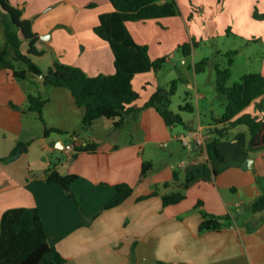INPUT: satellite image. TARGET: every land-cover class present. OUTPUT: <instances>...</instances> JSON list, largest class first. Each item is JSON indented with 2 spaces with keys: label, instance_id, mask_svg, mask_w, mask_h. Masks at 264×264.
Instances as JSON below:
<instances>
[{
  "label": "crops",
  "instance_id": "obj_1",
  "mask_svg": "<svg viewBox=\"0 0 264 264\" xmlns=\"http://www.w3.org/2000/svg\"><path fill=\"white\" fill-rule=\"evenodd\" d=\"M176 1L178 15L125 22L132 39L148 46L152 59L167 57L171 62L182 43L189 40L200 43L227 33L247 42L264 44V18H255L256 14H264V0ZM10 2L22 10L24 19L31 20L32 29L39 37L36 49L49 53L47 58L30 55L43 73L55 62L78 66L89 76L116 71V56L110 42L95 31L101 16L115 11L110 0ZM188 16L192 17L190 21ZM5 44L4 33L0 50ZM24 45L27 47L28 42L22 44V50ZM219 51L223 53L222 49ZM182 62L186 63V59ZM261 62L257 71L264 74V53ZM249 69L240 52L234 60L228 85L239 81ZM137 76L140 74H135L133 86L140 97L132 105L140 108L158 87L144 86L145 91H141L140 84L135 83ZM145 76L146 83H151L148 73ZM37 79L39 84L31 83L28 89L23 80L0 67V235L2 216L7 210L37 208L49 242L68 259L67 264H132L133 259L136 264H264V210L251 213L246 210L264 192V182L259 181L264 179V149L248 150L249 132L245 125L236 126L228 137L215 142L221 160H217L214 146L215 158L210 145L213 136L207 133L201 144L196 143L193 151H187V156L177 154L179 149L173 143L179 142L184 133L172 134V124L155 107L129 114L122 127H116L111 119L99 118L91 128L102 126L108 131L107 136L95 130L87 135L82 129L83 109H77L80 107L71 91L55 87L52 95L45 97V87ZM188 83L194 87L192 82ZM28 91L41 92L48 99L46 106L57 100V120L48 124L50 127L67 129V123L76 120L75 142L45 134L38 115L25 111ZM198 96L206 97L200 92ZM221 100L225 103L223 96ZM262 100L264 94L242 113L264 119V110L257 108ZM174 114L164 109L169 120ZM46 117L44 110L45 120ZM210 125V122L200 123L199 129L205 131ZM185 127L193 130L191 125ZM89 142L97 143L96 151H81L72 157L76 147ZM163 143L167 144L165 148L172 146L168 151L170 158L164 167L157 168V161L149 156L147 148L152 144L164 148ZM67 145H73L74 150L67 151ZM17 146L18 155L7 159ZM64 155H69L68 160H62ZM228 155L237 157L238 163L227 165ZM249 156L253 157L252 166L247 161ZM145 160L152 161L153 166L143 175ZM183 161L187 163L179 167ZM206 163L216 170L210 178L204 175ZM49 168L61 174H76L77 179L65 189L45 179ZM175 169L183 174L194 171L197 175L184 200L167 206L160 196L138 200L155 185L172 181ZM120 183L131 185L132 194L120 205L105 209ZM171 190L166 188L162 192ZM199 201L203 202L201 208L211 214L228 215L221 220L220 230H199L202 221L197 208Z\"/></svg>",
  "mask_w": 264,
  "mask_h": 264
},
{
  "label": "trees",
  "instance_id": "obj_2",
  "mask_svg": "<svg viewBox=\"0 0 264 264\" xmlns=\"http://www.w3.org/2000/svg\"><path fill=\"white\" fill-rule=\"evenodd\" d=\"M115 11L101 16V23L95 27L96 33L110 42L115 52V68L112 74H98L89 76L85 71L74 65L55 62L46 73L36 65L30 55L38 54L35 47L38 34L32 29L31 20L24 19L23 12L12 5L10 0H0L1 12L8 19L4 20V33L6 44L0 50V67L8 69L13 76L20 80L31 79L32 84H39L36 74H44V84L55 87H64L71 91L75 104L83 109L82 127L89 129L95 120L99 118L111 119L116 127L124 126L129 114L143 110L147 107H155L169 124L183 123L179 113H175L169 120L164 115V109L172 103V96L176 93L179 81L176 78L171 81L170 89L158 88L140 108L132 104L139 99L140 94L133 86V79L138 72L151 69H162L167 57L152 59L149 56L147 45L136 43L129 34L126 21H142L146 19H158L179 14V6L176 0H110ZM264 18V14H256ZM230 32V31H229ZM29 42L28 53L23 52L22 44ZM198 43L180 45L186 55L190 54L193 46ZM239 50H229L224 53L226 63H214L216 72V89L225 98L224 112L220 117L214 118L206 133L213 136L214 141L228 137L233 128L245 125L249 132L248 150L256 151L264 149V119L249 113H242L253 101L264 94V74L260 71L248 72L242 78L228 85L232 76V66ZM210 59L208 57L194 63L197 73L206 71ZM18 64H24L22 68ZM28 104L25 111L34 112L44 124L45 134L63 132L57 127L47 126L44 119V108L48 99L41 92H27ZM13 107L19 108L13 104ZM183 110L194 111L192 103L180 105ZM259 110H264V100L257 103ZM17 146L7 157L14 158L18 155ZM97 143L89 142L84 146L76 147L72 157H76L81 151L94 152ZM219 157L221 153L216 147ZM152 161L145 160L142 163V174L146 175L152 169ZM216 170L210 163L204 166V175L210 178ZM175 169L173 180L157 184L153 190L141 195L138 200H145L154 196H160L164 206L176 204L184 200L190 185L197 181L194 171L185 172ZM45 179L54 182L65 189L77 179L76 174H61L55 168L47 169ZM260 182L264 179L260 178ZM172 188L170 192H162V189ZM133 192V187L127 183H120L116 187V194L106 205L109 209L120 205ZM73 196V195H72ZM203 202L197 203L200 209L202 221L200 231L220 230L223 226L222 219L228 215L217 216L202 209ZM247 207L252 212L264 210V192L251 201ZM65 258L58 249L52 245L43 228V223L37 208H13L7 210L1 220L0 235V264H67ZM163 264L162 262H158Z\"/></svg>",
  "mask_w": 264,
  "mask_h": 264
},
{
  "label": "rangeland",
  "instance_id": "obj_3",
  "mask_svg": "<svg viewBox=\"0 0 264 264\" xmlns=\"http://www.w3.org/2000/svg\"><path fill=\"white\" fill-rule=\"evenodd\" d=\"M191 16H188V21L191 20ZM255 18L262 19V17H258L255 15ZM8 19V17L1 12L0 7V40L4 39V32H3V25L4 20ZM144 32H146L144 30ZM228 34V33H227ZM225 36H219L215 35L212 39H206L201 40L200 43H198L196 46H193V50L190 54L186 55L182 48H180V45L175 50L176 57L173 58L170 61H166L164 67L159 70H148L143 72H138L140 76H137V80H135V83L137 86L140 84V90L145 91V88L152 87L157 85L158 88L163 89H170V84L173 79L176 78H182L181 81L178 83V88L176 90V93L172 96V103L169 107H166L168 109V112L172 113H179L183 120L185 121V124L191 125V127L195 130H199V124H207L213 122V117H219L223 111H224V103L221 100V94L216 89V72L214 69V63L220 62L221 64L226 63V56L224 55L225 52L229 50L237 49L239 50V53L241 52V59L244 61L245 65L250 68V72L259 70L261 64H262V56L264 53V44L263 42H247L245 40L233 37V34H230ZM26 42V41H24ZM23 42V43H24ZM28 42V41H27ZM192 40H189L188 42L184 43H191ZM182 43L181 45H183ZM29 42L26 47V45L23 46V51H26L28 53L29 50ZM220 49L223 50V53L219 51ZM42 52V51H41ZM38 54H32L34 56H39L41 58H47L49 53H41ZM238 56V55H237ZM236 56V57H237ZM208 57L210 59V63L204 72L197 73L194 70V63L202 60L203 58ZM251 57V59H250ZM186 59V63H183L182 60ZM177 63V66H174V64ZM22 68L25 67L24 64H18ZM149 75V79L152 78L151 83H146L148 79H145V74ZM136 73V74H138ZM144 73V74H141ZM152 73V75H150ZM40 84L44 85V95L45 97H49L52 95L53 89H55V86L52 85H46L42 83L43 81L41 79ZM188 81L192 82L194 87H191L188 83ZM24 84L27 86V88H31V78L23 80ZM145 86V88H144ZM156 87V88H157ZM157 88V89H158ZM156 89V90H157ZM198 92L203 93L206 97L205 98H199ZM187 102H190L194 105L195 109L194 111L189 110H183L180 108V105H184ZM59 103V102H58ZM57 106V100H54L52 104H49L48 106H45V114H46V124H55L53 122H56L57 120V114L55 112ZM64 107L66 108V111H69V105L65 103ZM81 109V108H77ZM78 111V110H77ZM36 114V113H35ZM104 118V117H103ZM45 119V118H44ZM107 119V118H104ZM76 123V120L70 121L67 127V129L62 128L63 132H52V135L54 136H61L63 138L70 139L73 143L74 141V125ZM66 124V125H67ZM184 123H178L175 122L172 124V134L176 133H184L186 134L188 132V129L185 127ZM41 125V123H40ZM50 127V125H48ZM244 127V126H243ZM83 129V127H82ZM95 132L103 134V136H107L108 131L105 130L102 126H96L94 127ZM92 128L89 129H83L87 135H90L94 131ZM102 131V132H101ZM206 133V130L204 131ZM210 137V135H209ZM209 140V139H208ZM210 145L214 150L215 158L217 159L215 147H216V141L214 139H211ZM221 140V139H219ZM217 140V141H219ZM177 142L175 140V143L173 145L179 149L177 151V154L181 153L182 155L187 156V151L184 146H182L181 140H178ZM77 142V141H76ZM215 143V145H214ZM164 144V143H163ZM167 145V144H166ZM215 146V147H214ZM157 148L154 144L151 146L148 145L147 152L149 156L151 155L154 161H157V168H162L166 164V160L169 157L168 151L172 147L169 148ZM218 148V147H217ZM164 149V150H163ZM176 154V155H177ZM69 155H64L62 157V160L66 161L68 160ZM170 158V157H169ZM251 156L247 157L248 164L252 161ZM217 160H221V157H219ZM221 162V161H220ZM237 164L238 159L234 155H228L226 156V164ZM246 208V207H245ZM248 213H251L252 211L249 209V207L246 208ZM244 221V219H243Z\"/></svg>",
  "mask_w": 264,
  "mask_h": 264
},
{
  "label": "built area",
  "instance_id": "obj_4",
  "mask_svg": "<svg viewBox=\"0 0 264 264\" xmlns=\"http://www.w3.org/2000/svg\"><path fill=\"white\" fill-rule=\"evenodd\" d=\"M203 139H205V134L202 129L199 130H189L186 134H183L180 136L179 140H181L183 146L188 149L189 151H193L194 146L196 143L201 144L203 142ZM163 146H166V143L163 144ZM67 151H73L74 146L73 145H67L65 147ZM187 162L183 161L180 163L179 167H183Z\"/></svg>",
  "mask_w": 264,
  "mask_h": 264
},
{
  "label": "water",
  "instance_id": "obj_5",
  "mask_svg": "<svg viewBox=\"0 0 264 264\" xmlns=\"http://www.w3.org/2000/svg\"><path fill=\"white\" fill-rule=\"evenodd\" d=\"M36 77L41 79L43 82L45 80V75L44 74H36ZM250 166H252V161L250 163ZM222 220L224 221V219H222ZM132 264H136V259H133Z\"/></svg>",
  "mask_w": 264,
  "mask_h": 264
}]
</instances>
